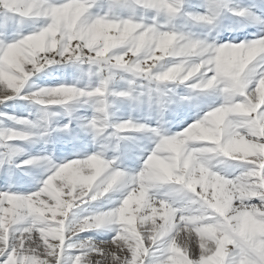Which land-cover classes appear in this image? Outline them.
Returning <instances> with one entry per match:
<instances>
[{"label":"snow or ice","instance_id":"snow-or-ice-1","mask_svg":"<svg viewBox=\"0 0 264 264\" xmlns=\"http://www.w3.org/2000/svg\"><path fill=\"white\" fill-rule=\"evenodd\" d=\"M93 3L94 0H36L39 14L25 18H44L47 23L31 34L36 44L34 59L28 62L21 56L19 41L26 35L12 43L0 41V88L8 93L0 97V102L20 96L29 79L50 65L76 62L96 65L101 77L98 86L42 88L24 98L44 106V120L53 115L47 109L55 106L45 104L46 97L58 98V105L69 111L74 103H91L95 114L88 127L96 137H103L113 128L117 130L115 134L124 137L129 132L122 130L138 125L132 119L113 125L108 97H139L133 96L131 87L127 91H110V82L117 72L130 73V85L139 78L156 84L155 91L161 92L162 84L180 83L179 69L162 72V65L183 60L182 56L165 55L167 50L178 40L186 39L192 49L200 48L204 42L164 26L146 30L134 18L104 15L85 25L83 19L89 15ZM136 3L168 18L182 10V0H136ZM0 6L4 8L3 4ZM224 7L223 0H209L206 12L194 19L215 23ZM238 14L243 16L245 12ZM260 39L264 37L256 40ZM256 40L241 43L250 46ZM234 44L237 43L215 46L216 63L200 70L202 74L212 68L208 72L211 79L201 82L200 74L183 77V84L195 85L196 89H220L225 96L223 105L185 128L190 129L187 134L162 137L117 207L87 216L79 223H73L70 216L74 208L102 197L95 185L86 180L110 167L111 162L102 159V152L62 165L44 158L51 170L42 188L27 195L0 191V264H145L150 253H159V264H213L214 259L217 264H247L246 254L238 251L240 237H235L236 243L225 244L223 239H217L221 231L217 221L205 218L246 213L239 216L237 227L248 235L253 234L255 225L264 224V98L256 91L259 78L264 76V59L256 58L258 75L242 95H237V87L243 86L227 63L229 58L241 56L240 52L228 50ZM237 102L243 107L236 108ZM18 123L32 128L41 126L29 120ZM209 124L214 130L206 127ZM141 131L159 135L158 128ZM0 138L4 142L28 139L15 129L0 133ZM189 145L209 151L191 156L187 151ZM16 151L11 148L8 156ZM164 151H170L171 163L160 166L158 156ZM217 155L241 162L242 170L231 177L213 170L210 161ZM37 162L29 159L24 163ZM111 167L119 168L116 163ZM158 167L163 170L157 171ZM161 188L165 193L157 199L154 190ZM113 225L117 227L111 240L73 242L81 232ZM194 234L198 239L192 245L189 241ZM70 250H75L74 254Z\"/></svg>","mask_w":264,"mask_h":264},{"label":"rangeland","instance_id":"rangeland-1","mask_svg":"<svg viewBox=\"0 0 264 264\" xmlns=\"http://www.w3.org/2000/svg\"><path fill=\"white\" fill-rule=\"evenodd\" d=\"M62 2V0H51ZM226 7L218 17L226 21L221 24V33L212 35L209 30L202 34V38H196L193 15L190 11L205 13L209 0H182L181 13L168 18L162 13L152 9H145L136 3V0H94L90 12L94 16L110 15L122 19L134 18L140 22H158L161 25H171L173 30L190 36L193 39L208 43L223 44L248 43L264 37V28L261 20L253 19L250 13L264 19V0H223ZM244 11L245 15L238 13ZM182 19L180 23L177 19ZM259 21V22H258ZM44 18L19 17L0 6V41L12 43L25 35L46 26ZM99 67L83 63L53 64L33 75L20 96L0 102V115H6L8 130H29L28 126L21 125L18 121L23 118L33 123L41 124L43 121L44 106L38 104L30 97L32 93L42 88H52L61 85H75L77 87H95L100 82ZM107 72V69H105ZM132 79L130 73L118 71L110 82V91H127L129 87L134 89L133 96L138 99L109 96L110 118L113 122H121L132 119L135 123L145 124L150 129L160 128L168 135L182 132L196 120L202 118L208 111L221 106L225 102V96L220 89H192L188 83L180 84L169 82L160 85L161 92L155 91L157 85L137 78L136 83L129 84ZM163 103V107L161 104ZM53 113L48 119L47 135H33L29 140H16L4 142L0 138V191H11L20 195H27L38 191L42 185L33 183L29 173L33 169H39L47 178L50 175L51 165L44 159L48 158L52 164L62 165L73 159L83 158L86 155L105 151L108 158L117 157L116 164L130 175L137 174L143 167V163L156 145V136L149 131L130 132L124 134L119 147L109 145L102 149V137H96L95 132L88 127V122L95 114L94 107L89 104H72L71 110L55 105L47 109ZM15 117V118H14ZM12 118V119H11ZM69 126V127H66ZM35 133L42 128L31 129ZM11 148L24 149L21 154L8 156ZM29 159L37 160L34 164H25ZM213 170L231 177L242 170L241 162L232 161L224 157H215L210 161ZM37 164L39 168L34 167ZM200 190L199 188L197 189ZM127 189L114 190L97 201H89L72 210L70 214L73 223H79L83 218L98 212L108 211L117 207L126 194ZM165 193V189L154 190L155 198L159 199ZM238 203V202H237ZM113 225L100 229H91L81 232L79 240L73 242H94L111 240L116 234ZM198 239V238H197ZM74 254L75 250H70ZM197 253L199 249L197 246ZM145 264H159V253L149 254Z\"/></svg>","mask_w":264,"mask_h":264},{"label":"clouds","instance_id":"clouds-1","mask_svg":"<svg viewBox=\"0 0 264 264\" xmlns=\"http://www.w3.org/2000/svg\"><path fill=\"white\" fill-rule=\"evenodd\" d=\"M0 4H3L6 10H9L13 13H17L19 17L22 18L27 17L33 13L37 15L39 14V12L37 11L36 0H0ZM96 19L97 16L92 15L90 12L89 15L83 19V23L85 25H90ZM215 23H207V24L214 25ZM141 26L145 27L146 30L147 28L157 27V26L166 27L165 25H161L158 22L155 21L147 22L146 20L141 22ZM167 28L173 29L171 25H167ZM147 35L151 36L153 34L147 33ZM203 42L204 43L200 48L192 49L188 47V41L186 39L178 40L175 43L174 47L167 50L165 55L171 56L173 58L182 56L183 60L179 61L178 63H174L170 65H162L161 66L162 72L172 73L173 69H179L180 72L179 75L177 76V80L180 81V84H183V77L186 74L187 75L200 74L201 82H204L206 78L211 79V77H208V72L212 71L213 70L212 68H208V72H204L202 74L200 73V70L201 68L205 67L210 63L211 64L216 63L215 46L217 44L208 43L206 41ZM220 46L223 47L224 45L220 44ZM19 50L24 60L31 62L32 59H34L36 44L34 42V37L31 34L26 35L24 39H21L19 41ZM228 50L241 53V56L239 58L236 59L229 58L227 63L230 69L233 71L236 79L240 81V85L243 86V87L238 86L236 89L237 95H242L244 88H247L250 85L252 80L258 75L260 71L256 68L254 61L256 60L257 57H261L262 59H264V39L256 40L250 46H245L243 43L234 44L231 45ZM172 82H176V81H172ZM189 87H191L192 89H196L195 85H191ZM256 91L261 96V98H264V76H261L259 78V81L256 84ZM6 95H8V93L5 92L3 88H0V97ZM44 103L49 105H58L60 101L56 97H46ZM235 107L241 108L243 107V105L237 102ZM26 120L27 119L21 118L19 121H26ZM47 122L48 120L43 119L42 123L40 124L41 126L39 127L42 128V131H40L39 133L33 132L31 129H37V128H32L30 126H28L29 130L21 131L22 135L28 137V139H26L25 141L29 140L33 135L36 134L44 135V133L47 132V128H46ZM111 123L115 125V124H119L120 122H113L111 120ZM137 125L138 126L135 128L122 130V131H127L129 133L144 132L141 131V129L148 128V126L145 124L137 123ZM206 127L209 128L210 130H214V126L211 124L206 125ZM158 129H159V135H155L157 138L156 145L152 151H155V149L159 146L162 137L171 138L177 136L178 134L176 133L174 135H168L162 129L160 128ZM116 131L117 130L113 128L102 137L103 138V143L101 144L102 149H107L109 145H114L116 147H119V143L121 140L124 139V137L115 134ZM189 131L190 129H184L183 132H179V134L183 136L187 134ZM24 151H25L24 149H17V152L21 154ZM187 151L189 155L197 156L198 154L203 155L209 150L200 147H192L189 145ZM221 151H223V149H221ZM101 152L103 153L102 159L111 162L110 167L104 169L102 172H100L97 175H91L86 177L87 182L95 185L97 194L101 195L102 197L108 195L110 192H113L114 190L127 189L130 182L133 180V178L136 177L137 174L130 175L121 168L111 167L112 164L116 163L117 157L113 156L111 158H108L105 154V151H101ZM216 157H223V156L217 155ZM158 160L160 166H164L171 163L170 151L161 152L158 156ZM156 170L162 171L163 169L162 167H158ZM201 170H203V166H201ZM215 174L219 175V172ZM233 195H235V193ZM240 215H247V214L238 213L236 216H217V217L205 216V218L214 219L217 221V223L221 227V231L217 233V239L218 240L223 239L225 244L229 242L236 243L235 237L237 236L240 237L238 251L246 254L247 264H264V224L255 225L253 228L252 235L244 234L240 232V230L237 227V224L239 223ZM189 243L192 245H195L197 243V238L195 234L193 235ZM213 264H217V261L215 259L213 260ZM241 264H243V262H241Z\"/></svg>","mask_w":264,"mask_h":264},{"label":"bare ground","instance_id":"bare-ground-1","mask_svg":"<svg viewBox=\"0 0 264 264\" xmlns=\"http://www.w3.org/2000/svg\"><path fill=\"white\" fill-rule=\"evenodd\" d=\"M193 15V18L195 16H198L200 14H203V12H199V11H190ZM250 15L252 16L253 19H260L261 20V26L262 28H264V19L262 18H259L257 17L256 14L254 13H250ZM177 21H179L180 23L182 22V19H177ZM226 20L223 18V17H217V20H216V23L214 25H208L207 23L205 22H201V21H197L196 19H194V23H198L196 26H195V32H196V35L197 37L196 38H200L202 36V34L209 30L210 33L214 36V35H217V34H220L221 33V24L223 22H225ZM259 22V21H258ZM202 38V37H201ZM7 116L6 115H0V133H5V129L8 127L7 125V121L10 120V119H6ZM15 118V117H14ZM12 119V118H11ZM34 167H37L39 168L40 165L37 164L36 166ZM29 177L32 179L33 183L35 182L37 185H42L43 186V183L44 181L47 180V178L42 174V172L39 170V169H33L30 173H29ZM81 234H79L78 236V240L80 238H82V236H80ZM72 251V250H71Z\"/></svg>","mask_w":264,"mask_h":264}]
</instances>
